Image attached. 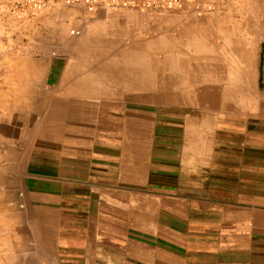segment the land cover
Listing matches in <instances>:
<instances>
[{
  "label": "crops",
  "instance_id": "1",
  "mask_svg": "<svg viewBox=\"0 0 264 264\" xmlns=\"http://www.w3.org/2000/svg\"><path fill=\"white\" fill-rule=\"evenodd\" d=\"M226 1L173 80L130 87L110 138L54 100L84 79L7 71L0 12V264H264V0Z\"/></svg>",
  "mask_w": 264,
  "mask_h": 264
},
{
  "label": "rangeland",
  "instance_id": "2",
  "mask_svg": "<svg viewBox=\"0 0 264 264\" xmlns=\"http://www.w3.org/2000/svg\"><path fill=\"white\" fill-rule=\"evenodd\" d=\"M219 2L223 8L221 13L204 16L173 10L130 9H106L85 15L79 8L53 4L36 16L17 18L2 7L5 25L2 36L7 44L5 67L7 71L14 65L17 71L29 69L32 57L37 64L34 68L37 77L52 74L58 78L53 89L67 88L71 78L84 79L85 98L54 100H69L75 105L84 100L89 121L93 124L94 116L100 117L102 136L110 138L115 120L118 118L121 125L125 113L135 105L136 100L128 96L132 94V85H141L146 80H173L175 59L189 52L182 47L191 38L194 48L209 45V23L222 25L227 11V1ZM70 13L74 15L70 17ZM71 28H80V34L70 35ZM204 48L197 50V54L203 53ZM116 88L117 95L112 91ZM74 89H77L75 83ZM172 98L167 100L172 102ZM166 108L163 110L166 121H172L173 108ZM167 126L156 129V138H175L179 131ZM13 260L4 259L5 264H13ZM30 260L23 258L21 264H29Z\"/></svg>",
  "mask_w": 264,
  "mask_h": 264
},
{
  "label": "built area",
  "instance_id": "3",
  "mask_svg": "<svg viewBox=\"0 0 264 264\" xmlns=\"http://www.w3.org/2000/svg\"><path fill=\"white\" fill-rule=\"evenodd\" d=\"M221 3L219 0H2L1 8L17 18L36 16L53 4L79 8L85 15L106 9H130L140 12L173 10L204 16L221 13L223 10ZM80 32V28L69 30V34L73 36L79 35Z\"/></svg>",
  "mask_w": 264,
  "mask_h": 264
},
{
  "label": "bare ground",
  "instance_id": "4",
  "mask_svg": "<svg viewBox=\"0 0 264 264\" xmlns=\"http://www.w3.org/2000/svg\"><path fill=\"white\" fill-rule=\"evenodd\" d=\"M48 8V7H47ZM69 15V14H68ZM72 15H74L73 13H70V17L72 16ZM59 28V27H58ZM94 30V29H93ZM71 35V34H70ZM63 45V44H62ZM27 50V49H26ZM24 69V68H23ZM26 71V70H25ZM11 73V72H10ZM14 77V76H13ZM25 91V90H24ZM260 147V146H259Z\"/></svg>",
  "mask_w": 264,
  "mask_h": 264
}]
</instances>
